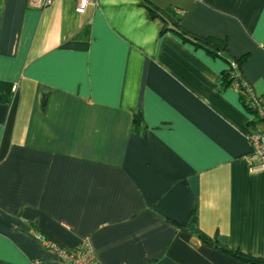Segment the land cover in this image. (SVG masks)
I'll list each match as a JSON object with an SVG mask.
<instances>
[{"label":"crops","instance_id":"0c3cea01","mask_svg":"<svg viewBox=\"0 0 264 264\" xmlns=\"http://www.w3.org/2000/svg\"><path fill=\"white\" fill-rule=\"evenodd\" d=\"M242 56L264 100V0H0V264H57L39 235L97 264H245L192 214L264 257V124L223 84Z\"/></svg>","mask_w":264,"mask_h":264},{"label":"built area","instance_id":"2783aa9c","mask_svg":"<svg viewBox=\"0 0 264 264\" xmlns=\"http://www.w3.org/2000/svg\"><path fill=\"white\" fill-rule=\"evenodd\" d=\"M98 1L99 0H76V12L83 14L91 2L97 3ZM52 2L53 0H29L30 5L33 7H46ZM233 67H235V63H233ZM237 75L239 77L241 76L239 72ZM236 87L240 91L242 90L244 93L251 96L254 113L264 124L263 98L255 92L252 84L245 79L241 80V82H236ZM249 137L255 153L261 159V164L257 166V168H262L264 167V127L255 131ZM39 238L42 239V242L47 249L55 252L58 257L57 264H97L95 261L94 250L89 240H86L75 247L67 248L61 246L56 241L44 238L41 235H39ZM30 264H45V262L40 257H36L30 261Z\"/></svg>","mask_w":264,"mask_h":264},{"label":"trees","instance_id":"16d2710c","mask_svg":"<svg viewBox=\"0 0 264 264\" xmlns=\"http://www.w3.org/2000/svg\"><path fill=\"white\" fill-rule=\"evenodd\" d=\"M151 14L152 15H155V14L162 15L161 13L159 14V12L156 10H151ZM162 17L164 16L162 15ZM167 23H168V26L166 28L174 29L178 31L179 33H181L184 39H189L187 36L184 35L186 31L184 30L182 26H180L179 24H176V26H169L170 25L169 20H167ZM201 41L202 42L200 43V45L213 54H219L222 52L225 53L229 51L228 43L225 40H221L215 37H208V38H203ZM245 58L246 56H242L241 58L228 59L229 68L225 70L224 75H223V84L225 86L226 85H236V82H241V80L243 79L247 80L242 70V63L245 61ZM233 63H235V67H233ZM238 72L241 75L240 77L237 75ZM240 95H241V100L243 104L246 106V108L254 112L252 108L253 106L251 103V96L247 95L242 90L240 91ZM8 100L9 98L4 93L0 92V101L6 102ZM134 129L137 131H141V133L142 132L144 133L146 130V129H143V122H142L141 114H137L134 118ZM195 221H196V217L194 216V214H192L188 225H185L184 227L189 228L193 230L194 232H196L198 236L206 243H209L215 246L216 248H219L220 250L226 252L227 254L242 260L245 264H264V257H258L252 254L245 253L238 248H231L218 240H214L210 238L206 233L202 232L198 227L195 226Z\"/></svg>","mask_w":264,"mask_h":264}]
</instances>
